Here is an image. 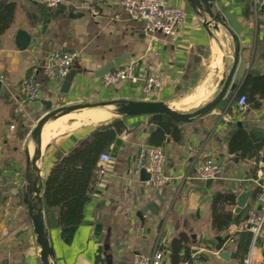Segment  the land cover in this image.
<instances>
[{
  "label": "crops",
  "instance_id": "obj_1",
  "mask_svg": "<svg viewBox=\"0 0 264 264\" xmlns=\"http://www.w3.org/2000/svg\"><path fill=\"white\" fill-rule=\"evenodd\" d=\"M13 1V22L0 34V264H41L28 208L35 204L30 185L31 177L35 179L33 129L46 113L44 102L52 107H95L66 113L44 125L37 163L40 195L52 164L99 123L122 118L126 131L104 151L110 160L80 224L47 227L43 212L51 264H105V244L112 264H133L135 257L148 255L157 246L170 264L169 244L179 232L190 238L188 264H242L249 253L250 263L260 264L264 235L251 244V237L246 238L249 232L235 225L244 219L246 208L260 210L255 199L264 181V167L258 165L264 154V98L256 103L247 100L242 111L237 107L238 98L248 95L240 94L247 76H264V5L256 10L252 0H208L224 18L223 27L209 18L198 0H166L185 12L170 36L147 32L142 22L127 16L120 0H61L54 7L43 0ZM20 29L31 36L24 51L16 46ZM231 33L239 52L224 98L207 113L179 122L177 137L159 130L149 116L125 117L116 113L115 104L106 105L113 100L167 104L177 96L193 105L208 94L212 101L233 63L236 42ZM55 49L78 53L67 93L60 91L64 79L48 80L39 74L38 99L24 102L20 81L33 63ZM114 59L111 71L131 64L135 81L107 85L103 76L96 77ZM146 75L158 77L161 87L143 92ZM149 146L165 150L169 182L160 188L140 177L138 154ZM188 146L199 147L202 155L220 164L222 171L209 185L194 175ZM241 191L250 192L242 219L215 232L210 216L213 195L225 192L237 197ZM151 204L157 212L147 211L140 220L139 210ZM235 206L236 199L229 207L233 215Z\"/></svg>",
  "mask_w": 264,
  "mask_h": 264
},
{
  "label": "trees",
  "instance_id": "obj_2",
  "mask_svg": "<svg viewBox=\"0 0 264 264\" xmlns=\"http://www.w3.org/2000/svg\"><path fill=\"white\" fill-rule=\"evenodd\" d=\"M13 0H0V34L7 30L14 19ZM246 99L256 103L264 98V76L248 75L240 91ZM159 130L174 137L179 133L178 121L161 115H147ZM129 117V116H125ZM125 129L122 118H111L99 123L89 134L72 146L65 155L58 158L49 169L42 185V202L47 227H69L82 222L84 211L89 204L98 182V159L118 135ZM232 193L218 192L213 195L210 205L211 228L221 233L231 223L242 219L241 211L233 215L229 209L235 204ZM248 208H246L247 210ZM251 237L247 235V241ZM246 241V243H247ZM190 238L186 233H177L170 241V264L191 262Z\"/></svg>",
  "mask_w": 264,
  "mask_h": 264
},
{
  "label": "built area",
  "instance_id": "obj_3",
  "mask_svg": "<svg viewBox=\"0 0 264 264\" xmlns=\"http://www.w3.org/2000/svg\"><path fill=\"white\" fill-rule=\"evenodd\" d=\"M48 7H54L61 0H43ZM120 4L127 16L143 23L147 32H159L164 35H172L175 28L182 23L184 19V9L181 7L169 5L166 0H120ZM254 8L264 5V0H252ZM78 53L71 50L55 49L49 51L39 62L33 63L30 67V73L23 78L18 91L24 102H33L38 99L40 82L38 75L41 74L48 80H63L71 70L73 62L77 59ZM133 80L132 65L128 64L120 69L110 71L103 76V81L107 85H114L119 81ZM161 80L153 75H146L143 78L142 90L149 93L160 88ZM247 103L245 95H241L237 100V107L242 111ZM21 109L17 108L16 112ZM124 130L122 134L125 135ZM165 150L160 147H145L138 154L137 165L144 168L148 174V184L160 188L169 182L167 173L164 172L166 161ZM188 158L192 162L193 173L195 176L203 179H215L219 176L221 170L220 164L211 156L202 155L199 147L188 146L186 150ZM110 155L102 152L98 159L97 179L100 180L105 174V165L109 162ZM258 165L264 167V154L259 158ZM260 193L255 199V203L260 205L257 211L255 206L249 207L244 219L235 227L250 232L251 244L257 241L258 237L264 235L262 227L264 224V181L261 184ZM6 234V232H5ZM165 251L156 247L148 255H139L135 257L133 264H168L165 262ZM264 261V258H263ZM242 264L250 263V253L242 260Z\"/></svg>",
  "mask_w": 264,
  "mask_h": 264
},
{
  "label": "water",
  "instance_id": "obj_4",
  "mask_svg": "<svg viewBox=\"0 0 264 264\" xmlns=\"http://www.w3.org/2000/svg\"><path fill=\"white\" fill-rule=\"evenodd\" d=\"M189 1H193V0H189ZM198 1L203 4L204 9L210 19L217 21L223 27L226 26L225 20L222 17V15L218 11L213 9L212 4L209 3L208 0H198ZM231 35H232V38L236 42V48L234 52V59H233L232 66L226 78L224 79V83L219 93L217 94V96L212 101L207 103L206 105L197 109L194 113L187 114V113L178 112L176 110L169 108L165 103L161 101H114L113 100V102L107 103L106 105L115 104L117 106L116 113L121 114L123 116H130V117L131 115L132 116H141V115L147 116L149 114L150 115H161L168 119L182 122V123L188 122L194 117L201 116L207 113L212 108H214L222 98H224V95L229 87V84L231 82V79H232V76H233V73H234V70L237 64L238 52H239L238 42H237L236 36L233 35L232 33ZM16 36H17L16 37L17 48L19 50L24 51V49H26L30 43L31 36L29 35V33H27L26 31L22 29L17 31ZM116 61L117 60L114 59V61L108 63L105 67H103V69H101L98 73L95 74L96 77H101L109 73L113 68L114 62ZM74 75H75L74 71H71V70L66 75V77L63 80L62 87L60 90L61 93H67L69 85ZM43 104L45 105L46 113L37 121L34 127L35 129H33V136L36 139V151H35V157L33 161L35 165L33 167L34 172H35V179H32L31 177L30 185H31V191L34 193L35 204L29 205L28 210H29V217L32 220L31 223H32L33 234L36 238L35 241L37 245L39 246V260L41 264H51L50 258H51L52 252H51V248L49 247L48 240L45 236L44 223H43V211H42L44 202H42V197L40 195L41 182L38 176V167H37L38 166L37 163L39 162V159L41 156V148H40L41 147V132L43 130L44 125L48 123L49 121L56 120L62 115L69 113V112H74V111H78V110L85 109V108H93L95 106L90 105V104H86V105L75 104V105H61L59 107H52L51 103L49 102H44ZM151 129L152 127H150V130ZM140 177H141V180L144 182L148 180V174L146 173L144 168L140 169ZM211 182H212V179L206 180V185H209ZM259 184H261V181ZM231 187L232 189H234L233 184L231 185ZM249 196H250L249 191H241L237 195L236 206L233 210L235 214H238L243 210ZM157 199L161 201V198L157 197ZM157 210H158V207L155 204H151V205L145 206L142 209H140L137 216L139 217L140 220H142L144 213L149 211L155 214ZM162 221L163 220L160 221V224L162 223ZM262 231L264 232V224L262 227ZM261 246H262L261 255L264 258V243ZM104 250H105V264H112L111 255L107 253L109 251L108 244L104 245ZM221 257L225 258L223 253L221 254ZM260 264H264V261H262Z\"/></svg>",
  "mask_w": 264,
  "mask_h": 264
},
{
  "label": "rangeland",
  "instance_id": "obj_5",
  "mask_svg": "<svg viewBox=\"0 0 264 264\" xmlns=\"http://www.w3.org/2000/svg\"><path fill=\"white\" fill-rule=\"evenodd\" d=\"M194 92H196V91H194ZM211 99H212L211 95L208 94V96L204 100H202L196 104L190 105L186 102V98L181 97V96H177L172 101H170V102L168 101V103L166 105L169 108L176 110L178 112L191 114V113H194L200 107L209 103ZM88 127H90V124L86 126V128H88Z\"/></svg>",
  "mask_w": 264,
  "mask_h": 264
},
{
  "label": "bare ground",
  "instance_id": "obj_6",
  "mask_svg": "<svg viewBox=\"0 0 264 264\" xmlns=\"http://www.w3.org/2000/svg\"><path fill=\"white\" fill-rule=\"evenodd\" d=\"M80 114H81V113H80ZM96 114H97V113H96ZM70 115H71V114H70ZM111 115H112V114H111ZM105 117H106V116H105ZM73 118H74V117H73ZM59 120H61V119H59ZM59 120H58V121H59ZM64 120H65V119H64ZM87 121H88V120H87ZM63 122H64V121H63ZM73 123H75V122H73ZM75 124L77 125V122H76ZM73 126H74V125H73ZM73 126H72V127H73ZM46 127H47V126H46ZM59 127H60V126H59ZM61 128H62V127H61Z\"/></svg>",
  "mask_w": 264,
  "mask_h": 264
}]
</instances>
